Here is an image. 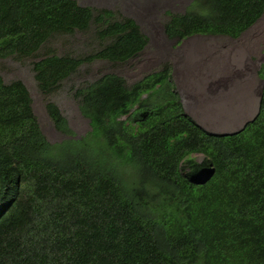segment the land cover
<instances>
[{
  "label": "trees",
  "instance_id": "obj_1",
  "mask_svg": "<svg viewBox=\"0 0 264 264\" xmlns=\"http://www.w3.org/2000/svg\"><path fill=\"white\" fill-rule=\"evenodd\" d=\"M263 12L264 0H193L162 32L176 42L237 39ZM92 23L96 50H49L32 63L39 92L50 94L83 64L127 62L147 44L132 19L109 10L0 0V60L34 57L52 36ZM169 69L129 86L105 73L76 89L89 126L79 139L46 103L66 137L57 144L42 134L23 83L0 77V264H264V91L250 122L213 134L185 115Z\"/></svg>",
  "mask_w": 264,
  "mask_h": 264
},
{
  "label": "rangeland",
  "instance_id": "obj_2",
  "mask_svg": "<svg viewBox=\"0 0 264 264\" xmlns=\"http://www.w3.org/2000/svg\"><path fill=\"white\" fill-rule=\"evenodd\" d=\"M93 12L105 9L113 19H132L146 36L145 48L124 63L93 62L83 64L56 90L44 95L36 87L32 63L53 50L57 55L82 57L96 50V26L85 32L54 35L34 57L0 60V77L4 83L19 80L26 87L34 116L50 144L66 137L56 131L45 111L46 103L54 104L65 119L74 139L84 137L88 121L78 111L76 89L105 73L124 79L127 86L146 75L170 67V80L182 109L198 126L209 133L229 134L240 130L258 111L264 91V12L257 22L239 38L192 36L179 42L168 40L162 32L170 14L182 13L193 0H75ZM204 12V11H202ZM260 72V73H259ZM165 84V83H164ZM160 85L153 99L162 104L167 95Z\"/></svg>",
  "mask_w": 264,
  "mask_h": 264
},
{
  "label": "bare ground",
  "instance_id": "obj_3",
  "mask_svg": "<svg viewBox=\"0 0 264 264\" xmlns=\"http://www.w3.org/2000/svg\"><path fill=\"white\" fill-rule=\"evenodd\" d=\"M263 92V91H262Z\"/></svg>",
  "mask_w": 264,
  "mask_h": 264
},
{
  "label": "clouds",
  "instance_id": "obj_4",
  "mask_svg": "<svg viewBox=\"0 0 264 264\" xmlns=\"http://www.w3.org/2000/svg\"><path fill=\"white\" fill-rule=\"evenodd\" d=\"M190 38V37H189Z\"/></svg>",
  "mask_w": 264,
  "mask_h": 264
}]
</instances>
